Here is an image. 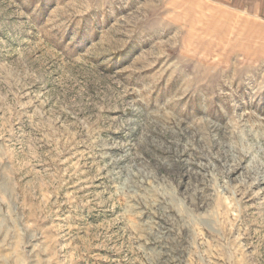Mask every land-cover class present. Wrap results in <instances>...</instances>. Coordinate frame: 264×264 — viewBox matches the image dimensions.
<instances>
[{"label":"rangeland","instance_id":"374dc122","mask_svg":"<svg viewBox=\"0 0 264 264\" xmlns=\"http://www.w3.org/2000/svg\"><path fill=\"white\" fill-rule=\"evenodd\" d=\"M0 264H264V22L0 0Z\"/></svg>","mask_w":264,"mask_h":264},{"label":"crops","instance_id":"0c3cea01","mask_svg":"<svg viewBox=\"0 0 264 264\" xmlns=\"http://www.w3.org/2000/svg\"><path fill=\"white\" fill-rule=\"evenodd\" d=\"M225 7L264 22V0H218Z\"/></svg>","mask_w":264,"mask_h":264}]
</instances>
